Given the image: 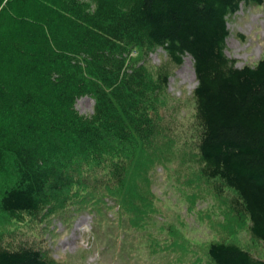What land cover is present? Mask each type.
<instances>
[{"label": "trees", "instance_id": "1", "mask_svg": "<svg viewBox=\"0 0 264 264\" xmlns=\"http://www.w3.org/2000/svg\"><path fill=\"white\" fill-rule=\"evenodd\" d=\"M251 6L264 0H0V264H62L29 228L88 206L141 227L153 172L172 164L225 232L179 246L182 264H264L235 239L264 249V59L239 68L226 55L229 19ZM186 58L188 133L168 91Z\"/></svg>", "mask_w": 264, "mask_h": 264}, {"label": "rangeland", "instance_id": "2", "mask_svg": "<svg viewBox=\"0 0 264 264\" xmlns=\"http://www.w3.org/2000/svg\"><path fill=\"white\" fill-rule=\"evenodd\" d=\"M228 29L231 36L226 55L236 60L239 68L264 59V7H241L229 19ZM164 59L162 50L150 56L154 66L161 65ZM196 86L192 59L186 58L183 66L174 70L168 91L178 126L187 133L193 121L192 94ZM94 105L92 99L83 98L77 109L90 116ZM175 170L176 164H172L153 172L154 213L139 228L121 218L118 209L110 205L74 210L66 222L60 218L29 231L40 235L62 264H182L181 260L188 258L187 248H203L225 232L220 213L215 216L216 204L210 198L190 197L189 190L177 180ZM235 239L264 257V249L252 242L248 232L238 233Z\"/></svg>", "mask_w": 264, "mask_h": 264}]
</instances>
